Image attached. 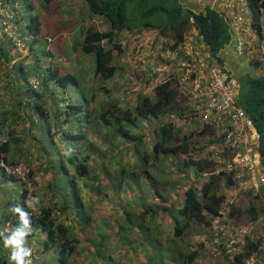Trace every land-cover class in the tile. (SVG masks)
I'll return each instance as SVG.
<instances>
[{
    "label": "trees",
    "instance_id": "1",
    "mask_svg": "<svg viewBox=\"0 0 264 264\" xmlns=\"http://www.w3.org/2000/svg\"><path fill=\"white\" fill-rule=\"evenodd\" d=\"M65 1L75 2L0 0L2 6L13 4L16 8L20 4L23 11L29 13L25 25L20 23L16 26L14 34L18 38H28L31 46L29 53L19 59L20 64L15 62L10 66L9 62L14 60L10 51L14 36L0 25V137L5 131L11 134L9 140L1 142L0 139V155L3 162L11 167L28 161L31 167L28 176L34 182V168L53 173L45 188L37 187L31 191L29 183L21 175L8 172L0 163V231L9 225L12 233L19 226V215L12 210L19 205L29 213L30 234L26 238V246L35 247L39 253L37 258L31 255L32 264H82L83 256L88 260L87 264H99V259L104 261L102 264H113L115 258L110 251L116 244L115 234H120L124 211L119 225L112 226L111 223L110 228L104 229V232L112 229V233L96 235L92 253L80 251V240L72 223L83 219L84 227H87L95 222L93 211L98 206L86 203L84 193H91L90 197L94 199L102 194L100 188L106 181L107 188L114 194L129 192L141 197L146 191L139 186L149 181L152 197L160 198V202L147 205L143 198L142 210L127 214L126 222L134 219L133 223L138 228L149 224L148 230L158 241V246L168 248L170 254L177 256L178 264H197L204 245L200 243L193 247L190 240V243L182 241L186 230L192 226L190 221L193 219L209 226L212 218L221 215L223 202L228 198L224 191L219 193L221 180L228 175L223 171L216 172L213 162L195 158L192 145L194 129L187 137L189 139L182 133L186 124L190 125L195 117L201 118L197 108L200 102H193L185 95L186 89L180 93L178 77L181 66L172 61L161 63L159 76L143 75L141 80L146 86L138 87L143 86L142 93L133 105H124L114 98L113 87L108 89L105 84L116 80L122 91L127 92L126 77L130 76L129 83L137 87L140 74L135 72L139 73L143 68L139 67V57L148 47L147 37H166L172 39L176 46L195 29L203 40L193 39V44L198 43L205 48L211 57L208 60L210 64L226 73L228 82L237 80L234 103L245 111L246 118L258 129L259 138L254 147L260 152L264 166V0H249L251 22H243L249 11L244 0H233L234 6H225L223 11L227 15L210 5L200 11L193 10L182 0H82L84 8L78 15L72 10L66 15L63 8L70 5ZM16 15L13 14L12 18ZM3 20L0 9V22ZM20 20L23 21L22 18ZM63 30L76 34L78 40H74L73 35L69 40L63 39ZM56 38L59 39L56 48L64 49L62 56L77 58L72 61L74 70L62 67V64L44 67L37 59L39 43L43 39L53 42ZM124 38L131 42L126 45ZM240 40L241 47L238 45ZM131 49L135 52L132 55ZM128 52L130 59L121 63L120 59ZM44 53L47 57L53 55L51 50ZM87 56L92 58V64L82 62L87 60ZM35 63H38L36 68ZM243 63L248 66L247 70L241 69ZM229 64H232V73L227 70ZM20 77L25 79L21 85L16 84ZM32 82L38 85L33 87ZM95 84L104 86L105 90H102L111 99H101ZM73 86L81 90L82 100L72 98L76 92ZM21 87L25 88L24 91ZM32 89H41V92L30 100ZM57 91L62 95L56 96ZM8 96L9 100L6 99ZM207 96V93L203 95L204 102H207ZM23 106L28 114L33 111L31 121H26L24 113L15 112L16 108L22 110ZM35 115H38V120ZM19 124L23 125L22 130L28 128L34 132L32 144H36L39 152L45 155L42 163H33L31 153L22 159L20 144L26 139L24 133L18 136ZM37 130L38 136L35 134ZM102 152H109L105 158H112L113 172L104 159L100 166L92 165L94 155ZM181 155L188 156L181 166V173L196 168L202 175L208 174L202 184L194 182L177 193L187 177L179 176L177 170L168 169V164L164 163L159 173L161 177L156 178L150 165L154 159L161 161L167 156L178 158ZM120 156H124L129 165L134 163L135 169L129 172L121 168ZM170 177L172 185L166 181ZM170 187H173L171 192ZM261 187L260 192L255 193L249 186L239 185L235 200L227 203L231 210L227 212L225 221L232 220L237 227L249 229L255 224L264 226V185ZM31 197H37L39 201L34 207H29ZM88 207L90 215L85 214ZM160 216L164 219L174 216L176 222L167 230L165 242L162 230L153 228ZM67 219L70 223L64 221ZM241 236L237 234L234 237L237 241L235 246L241 245ZM244 236L246 245L243 252L234 256L232 264H246L261 246V239H256L254 234L246 233ZM178 241L190 244V248H178ZM223 250L227 251L226 246ZM10 256L11 248L5 247L3 238H0V264H15Z\"/></svg>",
    "mask_w": 264,
    "mask_h": 264
},
{
    "label": "rangeland",
    "instance_id": "2",
    "mask_svg": "<svg viewBox=\"0 0 264 264\" xmlns=\"http://www.w3.org/2000/svg\"><path fill=\"white\" fill-rule=\"evenodd\" d=\"M216 1L217 0H214L213 5H215ZM65 2L69 3L70 5V7L66 9L63 8L66 15L72 13L71 10L74 11L75 15H78L80 11L84 8V2L82 0H75L74 3H71L69 1H65ZM12 5L2 6L0 4L2 16L4 17V20L0 22V25H3L5 27V31H7L10 35L14 36L13 44H11V47H10L11 48L10 51L14 55V60L9 62L10 66L14 63V61H16V63L19 62L18 64H20L21 62L19 61V59L24 58L29 53L30 47H31L27 41L28 38H25L22 40V38H18L14 34L16 32V26L20 25V23H21V26L25 25L26 21L29 18V13H25L20 4L16 8H14ZM13 14H17V15L12 18ZM21 18L23 21L20 20L21 22H19L18 19H21ZM72 35H73L74 40L77 41L78 36L76 34H73L69 32L68 30H63V33H62L63 39L69 40V38L72 37ZM18 40L22 42V46L20 47L17 46ZM58 40L59 39L56 38L53 42H50V41H46L43 39L39 43V45L36 47V50L38 52L37 59L40 61V63L44 67L49 64L56 66L57 63H61L62 67L67 66L74 70V67L72 66V61L73 60L75 61L77 58L75 56H71V57H64L65 55L62 56L61 52L64 49L61 50V49L56 48L58 44ZM123 40L126 45H128V42H131L127 38H124ZM127 47L129 48V46ZM47 50H51V52L53 53L52 57L51 56L47 57L46 53H44V51L47 52ZM130 52L132 55V52L134 51L131 49ZM130 52H128V54L124 58L120 59L121 63L124 64V60L130 59ZM63 53H65V51ZM82 62H84L85 65H88L89 62L91 64L93 63L92 58H90L89 56H87V60L83 59ZM36 67H38V63H35V68ZM241 69L247 70L248 66L245 65V63H243ZM147 70H149L148 65H146V67L141 68V70H139V73H137V75L140 74V77H139L140 82L137 87H133V85L129 83L131 81L130 76L126 77V79L128 80L127 86L129 87L127 89L128 90L127 92L122 91L120 84L116 82V80L107 82V84H105V87L107 86L108 89H111L113 87L112 89L113 94H114L113 97L121 101L124 105H133L137 101L139 94L142 93L141 91L143 89V86H141L140 89L138 87L140 85H144V87L146 86V83L141 79H143V75L147 73ZM227 70L231 73L233 72L232 64H229L227 66ZM234 71L236 72V70ZM21 81H22L21 79H18V83H21ZM94 87H95V90L98 91V94L101 97V99L110 98L109 95H107L102 90L104 89L103 88L104 86H101V85L98 86V84H95ZM73 88H75L76 92L72 95V98L75 100H78V99L82 100L81 90H79L77 87H74V86ZM32 91H31L32 93L30 92L31 93L30 100L35 99L36 94L41 92V89H32ZM104 94L107 95V97ZM61 95L62 94L59 93L58 91L56 92V96H61ZM6 99L9 100V96ZM26 107L29 108V106H26ZM15 112L24 113L27 119L26 121L27 122L31 121L33 111H31V113L29 111V114H28L27 113L28 110L24 108L23 106L22 110H19L16 108ZM191 124L194 125L193 128H191L190 125L187 124L185 125V127H183L182 133L183 135H186V138H187L189 137L190 132H192V129L195 130V136L192 139V145L194 147L193 151H194V155L198 154L199 156H201L203 151H205L206 149H203L200 153L199 151L201 150V147L206 146V140L208 138V135H207L208 133L206 135H203L202 132H199L200 127H195V124L198 125V119H196V117ZM21 127H23V125L19 124L18 130H17L18 136H21L24 133L25 134L24 136L26 139V140H23V142L20 144V149L22 152V159H24L26 155L31 153L29 155H30V160H34L32 161L33 163H36L37 165L42 163V160L45 158V155L39 152L38 146H36V144H32V141L35 140V137L33 136L34 132H32L28 128L22 130ZM3 134L4 136L0 137V139H2L1 142L4 141L5 139L9 140L11 138L10 136L11 134H9L8 131H5ZM35 134L36 136L39 135L38 130L35 132ZM107 154H109V152ZM107 154L106 153L104 154L102 152V154L94 155L95 159L93 160L92 165H95V166L97 165L98 167L100 166L99 164L102 163L104 159L106 160V166L111 168L112 170L113 166L110 162L113 160L112 158L111 159L105 158V157H108ZM162 159L164 160L159 161V160L154 159L150 165L151 172L155 174L156 178L161 177L159 173L163 170L162 166L164 163L168 164L167 166L168 169L171 168V170H177V173H180L179 176H182L183 178H185V176L187 177L185 184L184 183L181 184V189L178 190V192H177V188L174 189V191L177 193L183 191L190 184L194 182L195 184H197V181L200 182V179H204L203 175L197 170L195 171L191 170L192 172H190V174L188 170L186 172L181 173L182 172L181 165L184 160V156H179L178 158H175L173 156H167L166 160L165 158H162ZM120 160L122 164L121 168L124 167L128 169L129 172L135 169L134 163H132V165H129V163H127V160L124 156H120ZM27 162L28 161H23L20 171L25 174L24 177L29 183L30 190L33 191L37 187L45 188L46 185L49 183V181L52 179L53 173L50 171H44L41 169L37 170V168H34V171L36 173L34 180L37 182L36 183L33 181V179L29 178L28 176L27 168L30 170L31 167ZM32 162L30 163L32 164ZM262 172L264 173V166H262ZM142 178H143V175H142ZM141 181L143 182V179H141ZM166 181L167 183H170L171 185L173 184L172 182L173 180L171 179V177L169 178V180L166 179ZM149 184L150 182L146 181V183L143 186H139L141 190L146 191V193L142 194L141 197L138 196V194H132L129 192H121L119 194H114L107 188L106 181L104 182V184L102 182V187L100 188V190L102 191V194L96 195L94 199L90 197L91 193L89 194L88 192L84 193V195H86L85 196L86 203H89V204L96 203V205L98 206L94 207L95 209L93 211V215L96 218V221L91 222L92 225L90 224L87 227H84V224H83L84 220L72 223L74 226V232L77 234V237L80 240L79 250L88 251L92 253L94 251L92 247L93 246L92 242L96 238V235H100L102 232H104L105 228H110L111 223H112V226H114L115 224L119 225L120 218L122 217V215L125 214V218L121 220L122 227L120 230V234L118 235L115 234V237L113 238L114 240H116L115 241L116 244L113 245L112 250L110 251V253H113V257L115 258V261L113 264H119L118 260H120V262H122L123 264H126V263L127 264H178L179 262L176 259L177 256L170 254L171 251L168 248L162 245L158 246V241L155 239V237L152 236V234L148 230L149 224L147 226L143 225L142 228H138L137 227L138 225L136 226L133 223L134 219L126 222L127 214L129 213L135 214L136 211L142 210L141 208H142L143 198L145 200L144 202L147 205H154L160 202L161 200L160 198L156 196L152 197L153 194L150 190ZM173 187H176V186L174 185ZM173 187H170L169 192L172 191ZM161 188L162 187L159 186V189ZM36 205L37 204H35V206ZM36 211H38V209H36ZM123 211H124V214H123ZM90 213H91L90 207H88L87 210L85 209V214L90 215ZM64 221L66 223H70V220L68 219ZM106 221L109 223H106ZM155 221L156 223L153 224V228L156 227L162 230V232L164 233L163 235L164 239L163 238L162 239H163V242H165L166 241L165 237H167V234H168L167 230L169 229L170 225L176 224L175 218L174 216H171V218L164 219L163 217L160 216V217H157ZM190 224L192 226L186 230V233L182 241H185L186 243H190L191 241L193 243V247H197L201 245L200 243L204 245L201 256L197 261L198 262L197 264H232L234 263L233 254L223 250L225 249V247L223 246V242H224L223 238L222 240L219 238L220 239L219 241L214 240L213 241L214 244L210 246L209 244L212 243L210 240H212L213 237H210V239L208 237H204L203 230H206V229H207L206 231L212 230L213 227L211 224L209 226L206 224H199L196 222V220H192V219L190 221ZM261 225L262 224L260 225L255 224L254 226H252L253 233H255V235L257 236L256 239H261V246L258 248V250L255 251V253L251 256V258L247 259L246 264H250L252 261L253 262L257 261L258 264H264V226H261ZM107 231L108 232L105 231L104 233L110 234L113 232L112 229H108ZM8 234L11 235V232ZM155 236L157 235L155 234ZM118 241L119 243L117 244ZM177 243H178V248L180 247L190 248V244L186 245L182 243L181 241H178ZM31 249H32V254L34 255L35 258H37L39 256V253L37 252L36 248L32 247ZM223 251H224V254H223ZM98 262L99 264H102L104 261L99 259ZM87 263H88V260L86 261L85 257L83 256L82 264H87Z\"/></svg>",
    "mask_w": 264,
    "mask_h": 264
},
{
    "label": "built area",
    "instance_id": "3",
    "mask_svg": "<svg viewBox=\"0 0 264 264\" xmlns=\"http://www.w3.org/2000/svg\"><path fill=\"white\" fill-rule=\"evenodd\" d=\"M231 6L234 4L232 3ZM192 40L186 43L182 58L172 53L181 66L178 82L182 92L186 89L185 94L193 102L199 101L197 108L204 120L219 129V144L214 157L218 165L232 175L237 188L241 185L244 188L249 186L255 191L259 190L264 185V173L261 171L260 154L254 147L258 132L252 122L246 118L245 111L234 103V88L220 69L210 64L208 60L211 57L205 48L198 43L194 45ZM238 45L241 47V40ZM205 93L208 95L207 102L202 100ZM246 126L249 128L247 129ZM262 214L264 215V209ZM246 233L255 235L252 227L236 229L235 235H242L240 246L246 242L244 240ZM234 243L237 241L233 240L230 243V251L237 252L239 246H235Z\"/></svg>",
    "mask_w": 264,
    "mask_h": 264
},
{
    "label": "clouds",
    "instance_id": "4",
    "mask_svg": "<svg viewBox=\"0 0 264 264\" xmlns=\"http://www.w3.org/2000/svg\"><path fill=\"white\" fill-rule=\"evenodd\" d=\"M244 1H245V5L247 6L249 11L244 16L243 22H251V20H252V10L248 7V4L250 3V1L249 0H244ZM232 3H233V0H217L215 2V5L212 4L210 6L216 7L218 10L222 11L223 13H225L223 11V8L225 6L230 7L232 5ZM225 14L227 15V13H225ZM156 37L157 38H155V35H149L147 37L146 42L148 43V47L145 48V52L143 54H141L140 57H139V59L141 60V64H140L139 67H146V65H148L149 66V70H147L146 74L151 75V76H154V75L159 76L160 75V72L162 71L161 63L164 62V61H172V62L178 63L177 59H175V57L172 56V53H175L178 58H182L183 50L185 48L186 43L191 41L192 39H197V38L202 39L203 36L199 32L195 33V29H193V32L191 34H187L186 37H184V39L182 41H180L178 43V45H176V46L173 44V40L172 39H169V38H166V37H160L158 35ZM17 46H19V47L22 46V42L20 40H18ZM15 62L16 61H14V63ZM60 64L61 63H57V65H60ZM50 65L51 64H49V66ZM135 74H137V71L135 72ZM222 74L225 76L226 80H228L227 74L224 73V72H222ZM18 79L22 80L21 83H18ZM18 79L16 80V84H19V85L23 84V82L25 81V79H23L22 77H20ZM229 83L231 84L232 88H234V91L236 93L237 80L234 79L232 82H229ZM178 84H179V82H178ZM32 85H33V87H36L38 85V83L32 82ZM179 87H180V84H179ZM179 87H178V89H179V91L181 93L182 90ZM21 89L23 90L25 88L21 87ZM35 119L36 120L39 119L38 115H35ZM192 122L193 121H191L190 123H192ZM192 125L193 124H190L191 128H193V126H194V125L193 126ZM252 125H253V123H252ZM195 127H200L199 132H202L203 135H206L208 133L207 134L208 138L206 140V146L205 147H201V150L199 151V153L203 149H206V150L203 151L201 156H199L198 154L195 155V158L202 159V160L206 159L208 161L213 162L215 164V168H216L215 171L216 172L223 171L224 173H226L228 175L225 178H222V180H221V189L219 190V193L224 191L226 193V195H228V198L223 202V205H222V208H221V212H220L221 215L218 216V217L212 218V220H211L212 221L211 225L213 227L212 230H210V231H206L207 229L203 230V234H204V237H208L209 239H210V237H213V239L210 240L212 242L211 244H209L210 246L214 244V242H213L214 240L215 241H219L220 239L222 240V238H223L224 239L223 240L224 241L223 242V246L224 247L226 246L227 252H230L231 254H233V256H235L236 254L243 252V248L246 245V242H245V244L243 246L239 245V249H238L237 252L230 251V243L233 240H235L234 237L236 236L235 235L236 234V229L238 227L235 224H233L232 222H226L225 221V217L227 216V212H229L231 210V206H229L227 203L229 201L233 202L235 200V198H236L235 194L238 193L239 188L236 187V185H235L236 183H235L232 175L229 174L222 167H220L218 165V163L216 162L215 158H214L215 154L217 152L216 148L218 147V144H219V138H218L219 129L217 127H214V126H211L210 124H208L204 120L203 116H201V118L198 120V125L195 124ZM204 130H206V132H204ZM256 130L258 132L257 128H256ZM258 138H259V132H258ZM66 153H68V152H66ZM258 153L260 154L259 151H258ZM223 154L225 156L227 155L226 153H223ZM181 156H184V155H181ZM187 160H188V156L185 155L184 156V160L182 162L183 166H184V161H187ZM260 161H261V171H262L261 154H260ZM0 163H1L2 166H4L6 168V170L8 172L14 171L17 174L21 175L25 179V177H24L25 174L20 171V168H21V165H22L23 162L20 163L19 165L11 167L8 164H6L5 162H3L2 157L0 155ZM27 170H28V172L30 171L28 168H27ZM191 170L195 171L197 169L196 168L195 169H191L190 168L189 169V174H190V172H192ZM113 171L114 170H111V172H113ZM207 174L208 173H204L203 174L204 179H200V182L203 183V181L205 180ZM25 182H27L26 179H25ZM200 182L197 181V184H202ZM229 183H231V184L229 185ZM232 188H234V189L231 192ZM261 189L256 190V191L254 190V192L255 193H259ZM37 201H38L37 197H31L30 200H29V207H34V205H35V203ZM12 210L19 215L20 224L11 233V235H6V232L10 233V230H9L10 227L8 225L5 230L0 231V238H3L5 247L11 248V256H10V260L11 261H14L15 264H32V261L30 259L31 255H32V249L26 246V238L30 234L29 213L26 212L24 210V208L19 206V205H16ZM82 220L83 219H79V221H82ZM83 224H84V222H83ZM255 238H257V236ZM235 244L236 243H234V245ZM256 262L257 261H255V262L252 261L250 264H254Z\"/></svg>",
    "mask_w": 264,
    "mask_h": 264
},
{
    "label": "crops",
    "instance_id": "5",
    "mask_svg": "<svg viewBox=\"0 0 264 264\" xmlns=\"http://www.w3.org/2000/svg\"><path fill=\"white\" fill-rule=\"evenodd\" d=\"M186 6L191 7L193 10H203L207 5H212L214 0H182Z\"/></svg>",
    "mask_w": 264,
    "mask_h": 264
}]
</instances>
